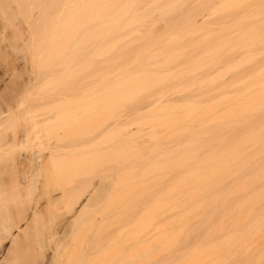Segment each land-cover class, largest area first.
Returning <instances> with one entry per match:
<instances>
[{"label":"rangeland","instance_id":"374dc122","mask_svg":"<svg viewBox=\"0 0 264 264\" xmlns=\"http://www.w3.org/2000/svg\"><path fill=\"white\" fill-rule=\"evenodd\" d=\"M261 1L11 0V3L6 6L1 3L0 27L2 24H7V29H10H6L8 35H5V38L7 39L3 38L6 31L3 32V35L0 31V48L7 44L10 47L7 48L6 53L0 51V90H5L0 91V95L5 92L10 99L12 98L10 100L6 95H3L10 100L7 105V102L1 101L0 97L1 106L4 105L5 110H8L7 107L12 103L14 108L10 107L9 110L17 111L16 113L11 111V113L17 117L26 115V119L29 120L32 119V116L42 120L46 116H56L58 113V116L55 117L57 118L55 123H58L56 128L40 133V138L36 140L37 145L41 142L47 143L49 139L55 141L56 139L53 138L60 140L62 138L61 144L74 142L81 135L97 138L96 147L101 148L106 143L114 144L125 131L103 136L102 131L107 125L112 123L117 114L121 113L125 107L144 101L156 89L165 86L170 77L179 75L186 81L178 88L181 91L180 95L198 88L214 89L217 84L219 87L220 80L234 78L237 73L238 76L240 74L242 78L245 77L248 74L246 70L252 64L250 62L252 56L249 58L251 54H246V58V55L242 54L248 48L243 52L242 50L248 45L250 48V44H255L256 40H261L260 38L264 36V25L256 24L257 28L253 29L252 27L256 25L249 20L246 21L249 22L247 24L254 25L251 24V29L245 27L247 24L244 23V20V25L240 20L239 24L236 20L232 25L237 24L227 25L224 28L223 26L218 27V25L213 27V25L215 22H219L218 19L231 15L229 13L233 14L236 10L259 4ZM258 20L261 21L260 18ZM197 21L212 24H196ZM263 23L264 21H261V24ZM200 25L210 27L204 28ZM17 26L22 29L19 28L24 35L22 39L27 41V43L25 40L23 41L26 47H30L31 41L33 42L34 39L38 40L39 52H36L38 49L28 47L29 50H32L29 53L26 48L29 53H26L27 58L26 54L16 50V42H20L14 40L13 35L16 33L13 34V32H16L14 27ZM198 27L202 29L200 30ZM217 27L223 29L220 30ZM214 30L215 32H213ZM233 32L235 34H232ZM160 34H163V38ZM171 36L174 38H169ZM175 36L177 39L178 37L182 39L177 40ZM164 37L167 40L169 38V41L172 40L168 45L170 49L172 48L170 51L173 53L167 54L168 49L163 56L161 55L162 57L157 54L159 56L157 60L161 61L159 63L161 67L152 66L156 73L128 76L120 91L88 102L86 108L94 111L96 117L82 130L79 129L78 122L71 120L74 113L71 114L70 111H65L62 107H53L55 109L52 110V107L49 106L51 104L46 103L51 107L49 108L38 101V106V102L33 105V108L37 107L34 108V111L27 100L24 103L27 97L23 98L26 96V91H23L25 95L22 92L23 85L33 74L29 67L31 70L33 68V72L35 71L34 76L40 74V71L41 74L44 73V75L40 74L41 77L38 75L40 77L38 81H42L38 82L40 85L37 86L41 90L40 92L57 89L59 84L64 90L69 91L83 86L84 83L100 81L105 76H109L105 75L107 73H113L110 76L113 77L111 79H114L115 74L119 72L125 74L128 71L130 74V70H133L135 66L150 63L152 59L155 61L156 57L146 60V56L155 52L158 46L164 45L163 41L166 40ZM37 40L34 41L35 45ZM262 41L259 42V45ZM89 44L97 46L98 59H109V61L111 59L107 68L105 66L103 67L105 69L100 71L101 69L97 70L84 64L79 66L80 68H73L75 71L73 73L70 71L72 74L66 77L64 75L63 79L53 76V81L50 77L47 78L48 82H43L46 72L61 66L64 67L68 63L71 65H69L70 67H74L73 64L78 60V56L73 51ZM257 45L255 44L253 47L254 50L258 49L257 52L255 50L256 54L260 53V58L257 60L259 63L261 56L264 57V48H260L262 51L258 52L259 45ZM262 45L264 46V42ZM163 47L161 48L164 49ZM33 50L34 53H32ZM160 53L162 52L160 51ZM232 54H240L241 57L238 55L240 58H236L237 61L234 60L235 58L233 59L236 62L232 60L231 65L229 63L221 67V72L218 70L219 73L217 71L216 76L213 74L214 78L212 76H209L210 79L205 78L207 76H204L205 72L207 74L209 70H217L215 67L218 66V63ZM253 56L257 57L258 55ZM26 59L31 61L30 64ZM257 62L256 66L259 65ZM254 64L252 65L254 66ZM262 64L263 62L260 66ZM260 66L258 68L263 71H259L258 76L255 75L256 71H251V67L252 75H250L253 77L248 74L250 78L245 81H242L240 76V78L237 77L236 79L239 78L238 82L240 80L239 83L224 90L216 99L203 107L192 105L177 108L178 106H176L174 111L172 109L171 113L174 112V116L165 118L163 125H166L168 132L171 133V139L175 146L172 148L173 151L168 150L167 154L161 157H156L159 154L158 151L148 154L147 160L141 163L145 151L125 147L107 153L99 152L89 158H74L66 161L70 164L68 166L64 162L60 164L61 166L65 165V168L68 167L65 169L63 166H59L62 170H68L71 175L69 176L67 173L69 177L61 175V177H57L53 181L56 183L58 180L57 187L60 185V188L69 183L71 187L79 186L83 182L81 171L85 169L87 171L86 178H88L84 179L86 181L84 187L81 184L83 191L86 193L85 189H87L88 193L86 194H89L95 185L101 182V178L98 176L103 174L101 175L102 187L108 195H105L103 202L101 201L100 211L96 213L98 211L96 210V214L93 211L89 212L90 214L87 215L89 219L86 217L85 220H80L82 224L77 223L80 227L75 226L74 232L72 230L64 235H55V228L58 229L57 224H63L68 220L67 222H71L70 224L73 225L72 212L70 214L66 208L63 210L64 204L57 211L56 220L53 221L50 216L46 215L44 218L47 220L44 219L46 223H43L44 228L41 231L43 237L39 240V242L43 240L45 243L41 242L38 245L35 243V246L32 243L30 246L27 245L29 249L27 248L26 257L30 259L34 257L37 260L36 264H40L42 259L43 261L48 259L44 260V254L49 256L53 252L54 246L60 245L62 260L60 258L59 260L62 264L63 262L64 264H84V255L92 251L98 242L105 248L104 262L102 261L101 264H155L158 260H164L170 252H176L183 248L186 249L184 254L172 261L171 264H264V156H262L264 152L261 151L262 147L264 148V144L261 146L264 141V127H261L263 132H257V128H260L263 123L261 122L262 124L259 125L255 123V126H251L258 118L253 119L252 117L253 122L250 121V124L243 122L251 114V109H259L261 104L264 106V85L259 84L264 76V67L262 69ZM241 73L245 75L243 76ZM27 75L30 76L27 78ZM193 77H197V80L191 81ZM55 78L61 81L56 82ZM262 82H264V78ZM31 100L29 101L35 102ZM232 103L235 105L229 107ZM29 107L32 110L31 112L29 110L31 115L18 113L20 110L25 111L22 110L25 108L28 111ZM60 110L61 112H59ZM6 113L1 120V130L9 125L3 121L9 118L11 120L14 115L10 113L12 116L5 119L7 115H10L8 112ZM13 118L12 120L15 119ZM19 119L18 125H11L12 127L7 128H9V135L17 134L19 138H22L21 135L28 130V126L25 127L28 124H25L24 120V124L21 125ZM248 119H250L249 116ZM236 120L239 121L238 132L219 135L220 137L211 134L191 136L187 130L189 125L230 123ZM59 124L62 127H59ZM159 127L158 121L145 120L129 127L128 131L135 135H148ZM253 128L256 129V133L251 130ZM259 128L258 130H260ZM250 132L254 133L252 138ZM242 136L245 138L243 139ZM259 136L261 141H254ZM58 143H60L59 140ZM25 145L34 148L35 142L29 139ZM47 152L46 150L43 152L45 157ZM260 153H262L261 156ZM258 156L263 159H259ZM255 159L263 160L259 162L261 165L257 163L258 161L254 162ZM251 161L253 165L255 163L254 166H260H250L249 162ZM248 165L250 168L252 167V171ZM259 168L261 170L257 171ZM85 184L88 185L85 186ZM159 190L162 191V194H158ZM42 199L44 200V198ZM65 210H68L69 214ZM52 221L56 225H53L55 223ZM52 233L56 237L51 235L52 239H50L51 237L45 238ZM40 245H43V247L41 246L42 250L37 247ZM44 247L47 250H44ZM38 249L41 251L39 254ZM43 252L44 257L41 258L40 255ZM28 254L33 256L28 257ZM30 259L31 262L25 260L29 264L35 261V259Z\"/></svg>","mask_w":264,"mask_h":264},{"label":"bare ground","instance_id":"6f19581e","mask_svg":"<svg viewBox=\"0 0 264 264\" xmlns=\"http://www.w3.org/2000/svg\"><path fill=\"white\" fill-rule=\"evenodd\" d=\"M10 1L11 0H0V6L2 5L1 3L4 4L3 6H6L8 3H11ZM246 7L247 8H245V7L241 8V10H239V11L236 10L237 12L234 11L233 14H232V12L229 13L231 15H227V16H225V18L222 17V18L218 19L217 21H219V22H215V24L216 23L217 24L216 25L214 24L215 26L213 25V27H216L218 25V27L223 26V28H224L227 25H232V23L234 21L236 22V20H237L238 24L240 23L239 20L242 21L241 24H243V20H244V23H246V24L249 23V22H246L249 20V21H252V23L254 22L255 25L256 24L258 26L264 25V23L261 24V21H264V18H263L264 17V15H263L264 14V0H262L259 4L256 3V5L253 4V6L250 5V7H248V6H246ZM261 15H263V16H261ZM259 18H260V20L262 18L263 19L261 21H259L258 20ZM204 21H197L196 24H203ZM257 22H259V23H257ZM204 24H208V23L206 22ZM209 24H212V23H209ZM235 24H237V23H234L232 26H234ZM251 24H247L245 27L250 28V27L254 26L253 24L251 26ZM257 25L252 27V28L253 29H255V27L257 28ZM201 26H204V25H200V27ZM17 27H14V28H16L15 29L16 32H13V34L16 33L15 34L16 37H15V35H13L14 40L20 42V43L16 42V45H17L16 50H18V52H20V53L22 52V53L26 54L27 53L26 48H28L29 46L26 47L25 43L23 42L24 40L26 41V39H22V37L24 36V35H22L23 32L20 31V29H21L20 27H18V28ZM207 27L209 28L210 26H207ZM207 27L204 26V28H207ZM218 27H217V29H220V30L223 29L221 27L220 28H218ZM0 28H1L0 31H1L2 35H3V32L6 31V34L4 33V35H3V38H5V35H8L7 30H9L10 28L7 29L8 28L7 24H2ZM204 28H203V30H204ZM250 29H249V31H250ZM229 30H230V28H229ZM246 30L248 31L247 28H246ZM213 32H215V30ZM232 34H235V33L233 32ZM229 35H230V33H229ZM160 36L162 37L163 34L162 35L160 34ZM155 37H157V36H155ZM262 37H264V36H262ZM262 37L260 38L261 39L260 41L258 40L259 42H261L263 40L261 45L264 42V39H262ZM16 38H18V39H16ZM169 38H174V37L171 36ZM169 38H168V40H167V38H165L166 39L165 41H167L166 44H165V41H163L164 39L162 40L164 42L163 43L164 45L163 44L162 45L165 47H163V46L159 47L158 46L159 49H157L158 48L157 47L155 52H151L152 54L150 53V54H148V56H146L147 57L146 60H151V58L155 59V57H156L155 61L157 63L152 59V61L150 63H143V64H140L139 66H135L133 70H130L131 72L133 71L132 75H131V72L129 74L128 71L125 72V74H123L122 72H119L120 74L119 73L115 74L116 76L114 77V79H111L113 77L110 76V74L112 75L113 73H109V74L107 73L105 75H109V76H105L106 78L104 77L100 81H91L88 83H84V84H82L83 86L77 87L76 89L74 88L73 90H69V91L64 90L62 85L59 84L58 85L59 87L58 86H57L58 88L56 87L57 89L47 91V92L45 90H43V93L40 92L41 90H39L38 89L39 87H37V86L40 85L38 83V82H40V80L38 81V79H40V77H41L40 76L41 71H40V74H38L40 77L37 74H35L36 76H34L33 74L35 71L33 72V68L31 70V68L29 67L30 71L33 74L30 73L29 71H27L29 69L26 70V72H29L32 75L31 76L29 75L30 77L27 75V78L29 77V79L26 82H24V84H25V85H23L24 89L21 88L22 92L26 91V93H25L26 96H24L23 98H25V97H27V98L25 99L24 103H26V100H27V102H29L31 104V105L29 104V106H32V109L37 108V107L33 108V105H36V102H38V101L42 102L43 105H47L46 103L51 104V105H49V104L48 105L51 106L52 108L49 107L48 105L47 106L49 108H51L52 110L55 108H59V107L61 108L62 107V108H64L65 111L68 110V111H70L71 114L74 113V114H72V118L73 117L74 118L73 119L71 118V120L73 122H78V125H79L78 127H79V129L82 130V129H84L85 125L93 122L95 117H96V114L94 111H90L86 108L88 105L87 103L90 101H93V100H98L101 97H104L108 94H112V93L120 91L121 87L126 82V79L128 76L133 77V76H137V75H150V74L156 73V71L153 69L152 66L155 67V65H156L157 67H161V64H159V63H161V61L157 60V59H159V56H157V54H159L160 56L161 55L163 56V54H165V52H167L168 49H169V51L167 52V54L171 52L170 50L172 48L170 49L169 45L171 44L170 41H172V40L169 41ZM5 39H7V38H5ZM157 39L159 41V39H160L159 35H158ZM176 39H177V37H176ZM178 39H182V38L178 37ZM35 40H37V39H34L33 42L31 41L32 44L30 43L31 46L29 48L38 49V51L36 50V52H39L40 46H38L39 43L37 40L36 41L37 47H36L35 42H34ZM168 41H169V43H168ZM258 41L256 40V43L255 42L254 43L256 45L257 44L259 45L260 43ZM177 42H180V41H177ZM26 43H27V41H26ZM9 44H10V42H9ZM11 44H12V42H11ZM255 44H250V48H249V45L246 46V48L244 50H242V52L245 51L247 48H248V50L243 52L242 55L251 54V55H249V58H250V56H252L253 59L250 58V62H252V64H254V63L255 64H254V66L251 64V66L248 69L249 71L246 70V72H248L249 75L250 74L252 75V73H250V72L254 70L253 72L256 71V73H257V74L255 73V75L258 76V72L263 71V70H260V68H258V67L263 62V64L261 65L262 69H263L264 57L261 56V60L259 59L260 62L259 63L257 62L258 58H260V56H259L260 53L256 54L258 49L255 48V50H256V52H255L254 47H253V45H255ZM261 45H259L260 47L258 46V48H259L258 52L262 51V49L260 50V48H262V47L264 48V46L263 45L261 46ZM11 46H13V45H11ZM251 46H252V48H251ZM8 47H10V46L7 44L3 48H0V51H3L6 53L8 51L7 50ZM161 47H163L164 49H162ZM11 48H13V47H11ZM29 48H28V51L30 53V50H32V49L29 50ZM165 48H167V49H165ZM34 50H33V52L32 51L31 52L34 53ZM160 51L162 53H160ZM163 51H164V53H163ZM73 52L76 53L78 56V58H77L78 60L75 62V64H73L75 66L70 67L71 65L69 63L66 65H65V63H62L65 65L64 67L61 66L60 68L46 72L45 73L46 78L42 76L43 78L46 79V80L44 79L43 82H46V81L48 82V79L50 77L52 80L54 78L53 76H56L58 79L59 78L63 79L64 75H65V77L69 76L75 71V69L73 70V68H76V67L80 68L79 66H82L84 64H88L89 66H92L97 70L101 69L100 71H102L105 68H107V65L111 62V59H110V61H109V59L108 60L98 59V49H97V46L94 44H89L85 47L76 48ZM29 53H27V54H29ZM172 53L173 52H171V54ZM253 53H255V54H253ZM27 54L25 55L26 57L28 56ZM240 54H241V51H240ZM240 54H232V55H228L227 57H225L222 61H220L218 63V66L215 67V69H217V70H215V71L209 70L210 73L207 72V74L205 72L204 76L207 75L205 78L210 79L209 76H212L214 78L217 74L216 72L218 70L220 71L221 67L228 65L234 58H235L234 60L237 61ZM252 54L258 55L259 57L258 56L255 57ZM262 54H263V52H262ZM23 55H22V57H24ZM247 55L245 56L246 58H247ZM23 59H25V57ZM22 61H24V60H22ZM26 61H27V59H26ZM26 61H24V62L26 63ZM236 61H234V62H236ZM27 62H29V61H27ZM30 62H29V64H30ZM256 62H257V65L259 64L258 66H256ZM230 65H231V63H230ZM103 67H105V68H103ZM251 67H252V70L250 71ZM221 70H222V68H221ZM219 71H218V73H219ZM260 72H259V74H260ZM66 74H68V75H66ZM213 74L215 76H213ZM248 74H246L247 78H245L246 77L245 74H242L243 76L245 75V77H243V78H242V76H240V74H239V76L242 78L241 79L242 81H245V80L250 78L248 76ZM41 75H44V73ZM255 75H254V77H256ZM239 76L237 73L234 76V78H231V79L227 78V80L222 79V80H220L221 83L218 81L220 83V85H219V87H218V84L215 85L216 88H214V89L213 88L212 89H208V88H206V89L200 88L199 89L198 88V89H195L194 91L191 90L184 95L179 94L181 91L178 88L180 86H182L184 83H186V81L184 79L180 78L179 75H177V76L174 75V76L170 77L165 86H162V87L156 89L154 92H152L150 95H148L144 101H142L140 103H135L133 105H130L129 107H125L121 111V113L117 114L115 120L112 123L108 124L107 127L102 131V135L108 136V135L113 134V133L114 134L115 133H121L124 131H125V133L123 134V136H121L119 139H117L114 144L108 145L106 143L101 148L96 147L97 138L85 137L83 135H81L79 137V139L74 141V142H69V143L65 142L64 143L65 145L61 144V142L63 140L62 138H61V140L59 138H53L56 140L58 139L60 141V143H58V140L53 141L52 139H49L47 143L41 142L37 145L36 140H38L40 138V136H39L40 133H42L44 131H49L51 128H54L55 126H57L58 123L57 124L55 123V122H57V118H55V117L58 116V113L56 116L55 115H51V116L49 115L50 117L46 116L48 118L45 117V119L42 118V120H40V119L38 120V119H36V117L32 116V119H30L31 122L28 118H27L28 119V122H27L25 114H27V113L30 115L32 114V113H29L30 107H29L28 111H26L27 109L25 108V109H22L25 111L20 110V112H18L21 115L25 113L24 114L25 116H23V115H22V117L19 116L20 117V119H19V117H17L14 113H11L12 109L9 110L10 107L14 108L12 103H10L11 105L9 104L10 106L7 107L8 110L7 109L5 110L6 107H4V105L1 106V103H0V124H1V120L3 119V117H5L4 115L7 114L6 112H8V114H10V113L12 115L14 114L15 116L14 115L13 116L16 119L15 120L11 114L7 115V118H5V119H8L9 116L10 117L12 116L11 120L9 118L8 120L3 121L5 123L7 122L6 124H9L7 127H12L13 125L17 124L18 119L20 120L19 122H21V125L24 124L23 123L24 120L26 122L25 124H28V125H25V127L28 126V130H26L27 132L25 134L21 133V134H23V135H21L22 138H19V136H17V134L13 135L14 137L12 135H9L8 134L9 128H7L5 125L4 126L6 128L2 129L3 131L0 129V264H6V262H7V264H22V262H23V264L24 263L29 264V262H31V261H29L30 258L26 257V252L29 249L27 245L30 246V245L34 244V246H35V243H36V245H38L39 243L43 242V240L41 242H39V240L41 239V237H43V233H41V231L44 228L43 223L44 224L46 223V221L44 222V219L47 220V218H44V217H46V215H48L54 221L55 217L58 215L57 211L60 209V207L63 204H64L62 207L63 210H64V208H66L70 211V214L72 212L71 217L73 218L74 221H72L73 225L70 224L71 223L70 221H69L70 223H68L67 222L68 220L65 223L62 222L63 224H60V225H58V224L56 225V223L52 221L53 223H55L53 225H56L58 227V229L55 228L56 233L55 232H53V233H55V235L57 234L59 236L67 234V232L69 233L72 230H73L72 232H74L75 229H73V228L75 226L78 228L80 223L82 224L81 221L85 220L86 217H87V219H89L87 215H89L92 211L94 213L96 212V210H98L96 213H98L100 211L99 205H100V203L102 204V202H103L102 200L104 199L105 195H108V193L106 194V192L103 190V187H102V176L101 175H103V174H101L100 176H98L99 174L97 175L98 177L101 178V180H100L101 182L97 183L95 185V187L93 188V190L89 192V194H86V193H88L87 189H85V191H86V193H85L81 187V184L84 187V182H86L85 180H87V178H88V177L86 178L87 171L85 169H83V171H81L83 182L79 186L71 187V185H69L70 184L69 183L66 186L59 188L60 185L57 184L58 187L56 186V183L58 180L56 181V183L54 182L55 184L53 183V181L57 177H61V176L69 177L71 175V174L69 175L68 170L65 171V169L68 168L67 166L70 165V164H68L69 162L66 163V161H70L74 158H87V157L89 158V157L94 156L95 154H97L99 152L103 153V151H104L105 153H107V152L115 151V150L125 148V147H133V148L139 149L141 151L144 150L145 151L144 155H143L144 157L141 158V161H140L141 163H143L144 161L147 160L146 156L148 154H154L155 152L159 151V154H157L156 157H159V156L161 157V156L167 154L168 150L173 151L172 148L175 146L173 144L172 139H171V133L168 132V128L166 127V125H163L165 118H167V117L169 118L171 116H174V112L171 113V110L173 109L172 111H174L176 109V106H178L177 108H179L181 106L186 107V106H192V105L203 107V106L209 104L214 99H216L224 90L230 89L235 83L236 84L239 83L240 82V80L238 82V79L240 78ZM237 77H239V78L236 79ZM251 77H253V76H251ZM57 78H55L56 80L54 79V81H56V82L61 81V80H57ZM263 78H264V76H262V79L260 80L259 84L264 85L263 84L264 82H262ZM41 80H42V78H41ZM196 80H197V77H193L191 79V81H196ZM223 80H225V81L222 82ZM234 80L237 82H235ZM60 87H62L63 89ZM5 88L7 89V87H5ZM37 89H38V91H35ZM2 91H5V90H2ZM24 92H23V94H24ZM23 94H21V95L23 96ZM3 95H6V93L4 92L3 94L0 95L1 101H3L4 103L7 102V105H8V102H10V100L12 98L10 99L6 95L10 99L9 100V99H6L7 97H5V96L3 97ZM29 100L35 101V102H30ZM3 102H2V104H3ZM39 102L37 103V106H38ZM43 102H45V103H43ZM42 104H40V105H42ZM43 105H42V107H43ZM234 105L235 104L232 103L229 105V107H233ZM261 105H262L261 108L259 105V107H258L259 109H257V108L256 109L254 108L255 110L251 109V111H250L251 114H249L250 112L248 113L249 114L248 116L250 119H248V116H247V118H245V120L243 121V122L250 124L251 123L250 121H252V117H253V119L258 118L257 120H255L254 124H251V126L252 125L255 126V123L256 124L258 123L257 125L263 123L262 126H260V128L258 127L260 130H258V128H257V132H261L262 128L264 127V106H263V104H261ZM47 106H44V107L48 108ZM53 107H55V108H53ZM16 111L17 110L13 109L12 112L16 113ZM31 111L32 110H30V112ZM34 111H35V109H34ZM59 112H61V110ZM73 115H75V116H73ZM52 116H54V117H52ZM12 118L14 120H12ZM145 120L158 121V125H160V127L156 131H153L152 133H150L148 135H145V134L135 135L134 133H131L128 131L129 127H131V126H133L139 122L145 121ZM11 122H12V124H11ZM5 123H3V124H5ZM238 124H239L238 120L230 122V123H216V124H211V125L202 123V124H197V125H189L187 127V130H189V134L191 136H203V135L211 134V135L220 137L222 135H229L231 133H237L238 129H239ZM58 126L60 127L61 125L59 124ZM251 130H254L253 132L256 133V129L253 128ZM263 131H264V129H263ZM14 132H16V131H14ZM247 132H249V131H247ZM250 133H248V134L250 135ZM254 133H251V136H250L251 138L254 136L253 135ZM15 136H17L18 138ZM256 136H257V134H256ZM242 137H243V139L245 138V136H242ZM257 138H256V140H254V139L253 140L254 141H257V140L261 141L259 139L260 136ZM29 139H31L33 142H35L34 148H31V146L28 145L31 148L30 149L27 145H25V142L28 141ZM263 144H264V141H263L261 146H263ZM263 149L264 148L262 147V150H261L262 152H264ZM43 150L48 151L47 152L48 154L46 157L43 154V152H44ZM101 150H102V152H101ZM259 152H260V150H259ZM261 154L262 153H260V156H261ZM262 156H264V153L262 154ZM254 157H252V158H254ZM258 158H259V156H258ZM260 158H262V157H260ZM256 161H258V159H255L254 162H256ZM261 161H263V160H260L257 163H259ZM63 162H64V164L67 165L66 166L67 168H65V165H62L63 168H65L62 170L59 168V166L62 167L60 164H63ZM249 163H250V166L253 165L252 161ZM257 163H256V165H257ZM254 165H255V163H254ZM254 165L252 167H257V166L259 167L261 164L257 165V166H254ZM248 167H249V165H248ZM252 167L251 168L249 167L251 169V171H252ZM202 170H204V169H202ZM260 170L261 169L259 168L257 171H260ZM69 171H71V169H69ZM67 173L69 176L67 175ZM58 179H60V178H58ZM87 185L85 184V186H87ZM158 194H162V191L159 190ZM42 198H44V200ZM45 199H46V201H45ZM42 200L45 203H43ZM68 210H65V211L67 212ZM69 211H68V214H69ZM56 219H57V217H56ZM53 233L50 234L48 237H45V238H50L51 235L53 237H56L57 235L54 236ZM50 239H52V237ZM43 243H45V242H43ZM9 244H10V246H9ZM100 244L101 243L97 242L94 245V249L92 251H90L89 253H86L84 255V257H85L84 258V264H101L102 261L104 262V256H105L104 255V253H105L104 249L105 248L102 247L103 244L102 245H100ZM41 246L43 247V245H40L37 247L39 249L41 248L40 250H42ZM45 246L48 247V245H45ZM46 247H44L45 249L44 248L43 249L47 250ZM59 248H60V245H57V247L55 245L53 252L49 256H47L48 254L47 255L44 254V252L41 253L42 254V255H40V257L42 256L41 258H43L44 256H45L44 260H46L48 258L46 261H43V259H42L41 263L42 264H55V263H59V264L61 263L62 264V262H60L62 260V258H61V251ZM40 250L38 251V254H39V252H41ZM185 251H186V249L183 248V249H179L176 252H170L164 260H158L156 263L157 264H171L172 261L180 258L184 254ZM31 254H34V253H31ZM31 254H28L29 255L28 257H30V256L32 257L33 255H31ZM43 254H44V256H43ZM33 258L34 257H32L31 259H33ZM59 258L61 260H59ZM25 259H27L29 262L26 261ZM35 261H33V262L36 264L37 260L35 259ZM33 262L30 264H34ZM63 264H64V262H63Z\"/></svg>","mask_w":264,"mask_h":264},{"label":"snow or ice","instance_id":"6c2138e0","mask_svg":"<svg viewBox=\"0 0 264 264\" xmlns=\"http://www.w3.org/2000/svg\"><path fill=\"white\" fill-rule=\"evenodd\" d=\"M6 264H7V262H6Z\"/></svg>","mask_w":264,"mask_h":264}]
</instances>
